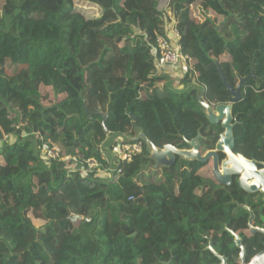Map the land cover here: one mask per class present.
I'll return each instance as SVG.
<instances>
[{
  "label": "trees",
  "instance_id": "obj_1",
  "mask_svg": "<svg viewBox=\"0 0 264 264\" xmlns=\"http://www.w3.org/2000/svg\"><path fill=\"white\" fill-rule=\"evenodd\" d=\"M160 0H8L0 14V264H239L264 249L261 193L213 175V161L177 156L155 164L150 144L214 149L224 132L203 102L233 103L235 153L264 163V0H169L180 46L192 58L175 89L157 71L165 35ZM205 20H197L196 7ZM217 13L215 21L206 13ZM9 64L17 69L10 73ZM220 67V69H219ZM223 71L224 79L220 74ZM50 87L59 102L45 105ZM106 125H104V119ZM106 128L108 132H106ZM142 153L110 179L44 160L96 157L108 136L134 138ZM126 137V136H125ZM139 140V139H135ZM148 140V141H147ZM113 144V143H112ZM221 159L225 158L223 153ZM45 221L37 227L29 214ZM77 218L75 219V217Z\"/></svg>",
  "mask_w": 264,
  "mask_h": 264
},
{
  "label": "water",
  "instance_id": "obj_2",
  "mask_svg": "<svg viewBox=\"0 0 264 264\" xmlns=\"http://www.w3.org/2000/svg\"><path fill=\"white\" fill-rule=\"evenodd\" d=\"M220 69V67H219ZM220 74L224 79L223 71L220 70ZM225 86L230 90L232 94L231 103L228 104H220L216 106L220 116L214 117L211 116L208 112L212 111L211 105L206 102H203L205 108L209 111L207 112L208 118L212 123L221 122L222 127L224 128V132L220 135V138L216 144V150H210L207 153H202V144L201 138L202 135L199 134L197 137L188 142L190 148L179 149L173 144H167L163 147V149L158 148L150 141L149 143L153 148V157L158 156L157 161L160 162L161 158L167 159V156L170 155L171 159L174 160L177 156L189 159V160H198L201 162H205L209 159H213L214 167L213 174L217 181L224 186H230L233 183V177L238 176V184L239 186L247 192L250 193H263L264 194V167L260 168L258 163L255 160H250L244 157L241 154L234 153L236 140L234 137V116L232 113L233 103L236 102L240 96V87L233 88L224 80ZM107 116L104 119V125H106ZM106 132L108 129L106 128ZM161 150V151H160ZM160 151V152H158ZM223 152L227 156V160L223 162L221 165L220 155L219 153ZM222 166V169H221ZM77 216L75 217V219ZM254 218V214L251 213L250 217V227L253 233L259 231L264 233V228L254 227L252 225V220ZM238 245L241 247L242 252L240 256L241 264H264V251L260 252L256 256H254L249 263L245 262V248L242 244V240L239 236H237ZM210 248H212L210 246ZM216 255L222 260V264H228L227 259L224 256Z\"/></svg>",
  "mask_w": 264,
  "mask_h": 264
},
{
  "label": "built area",
  "instance_id": "obj_3",
  "mask_svg": "<svg viewBox=\"0 0 264 264\" xmlns=\"http://www.w3.org/2000/svg\"><path fill=\"white\" fill-rule=\"evenodd\" d=\"M169 16L170 18L168 20L165 18V35L160 36L158 38V46L161 52L160 57L156 59V67L158 72L162 71L166 67L182 69L183 67H187L188 63L192 59L190 55L184 53L181 49L179 43L181 33L179 28L177 27L176 13L169 11ZM117 138L118 136L115 138L114 143L109 146V150L112 156L110 154L109 156L107 155V157H105V153L100 147L102 160L96 157L87 158L83 154L77 156H63L62 148L59 145H51L48 143H44L42 145L41 154L43 159L47 161L51 159H58L64 161H66L67 159L68 161L71 159L76 160L84 165V170L86 174L89 173L96 175V173H102L103 170H105L106 172L109 171L112 174V171L115 170V168H109L105 166L103 161H105L109 165L110 163H114L116 164V167H119L120 163L131 161L136 155L142 153L144 149V145L140 141L139 137L128 138L127 136H119V138ZM148 144H150L149 141ZM150 149L153 154V148L151 144Z\"/></svg>",
  "mask_w": 264,
  "mask_h": 264
},
{
  "label": "rangeland",
  "instance_id": "obj_4",
  "mask_svg": "<svg viewBox=\"0 0 264 264\" xmlns=\"http://www.w3.org/2000/svg\"><path fill=\"white\" fill-rule=\"evenodd\" d=\"M7 4H8V0H0V14L4 13V9L3 8ZM159 7L164 10V12H165V16L164 17L168 20L170 18L169 11H171L168 8L169 7V0H160ZM196 14H197V20H201V21L205 20V16H204L203 10H202V8L200 6L196 7ZM206 15L209 16L212 19L211 23L213 24L212 26H214L215 24L213 23V20L215 21V19L218 18L217 17V13H215V12L206 13ZM16 69L17 68L15 66H12L11 64H9L10 73H13ZM182 70H183V72H182ZM182 70H181V72H174L173 74L164 73V75L166 74V77H167V79L165 81L166 82H170L171 83L170 85L173 88H175V89H177V88L178 89H184V88L186 89V88H188L189 86H191L194 83V81L183 82L182 80L185 77L186 67H183ZM42 92L45 95H47V94L49 95L44 100V104L45 105H50L51 103L59 102V100L63 97V96H56L54 91L50 87H43L42 88ZM211 108H212V111H209L206 108V111L207 112L209 111L208 113L211 116H214V117L220 116V113L218 112L216 107L211 106ZM122 136H127V135L124 134ZM140 136H141V132L137 131L135 137L138 138ZM116 137L117 136H114L113 134L108 136L107 140L101 145V149L105 153V155L103 154L105 157H107V155L109 156L111 154L110 150H109V146H111L112 143H114ZM118 138H119V136H118ZM14 141H15V137L14 136L1 135L0 136V150L2 149V147L4 146L5 143H13ZM189 148H190V146H189ZM160 151H158V152H160ZM203 152H206L205 149L203 150ZM111 156H112V154H111ZM154 157L156 159L155 164H159V163L165 164V162L167 163L171 159V157L169 155V156H167V159L161 158L160 162H158L157 161L158 156H154ZM66 161H67V164H68L69 168L72 171H80L81 174H83V175L86 174V172L84 170V165L82 163H79L78 161L72 160V159L69 160V161L67 159ZM94 176L99 178L102 181H107V180L110 179L111 173L109 171L106 172L105 170H103L102 173H96V175H94ZM29 217H30L31 221L33 222V224L35 226H37V227H40L41 225H43L45 223L44 220L36 218L32 213L29 214Z\"/></svg>",
  "mask_w": 264,
  "mask_h": 264
},
{
  "label": "flooded vegetation",
  "instance_id": "obj_5",
  "mask_svg": "<svg viewBox=\"0 0 264 264\" xmlns=\"http://www.w3.org/2000/svg\"><path fill=\"white\" fill-rule=\"evenodd\" d=\"M160 149H163V148H160ZM203 150H204V148L202 147V153L203 154H205V153H207L208 151H210V150H206L205 149V151L206 152H203ZM211 150H213V151H215L216 150V146H215V148L214 149H211ZM221 153H223V152H220L219 153V155L221 154ZM235 153V152H234ZM224 155H225V158L224 159H221V157H220V162H221V165L223 164V162L225 161V160H227L228 158H227V156H226V154L225 153H223ZM236 154H241V153H236ZM242 155V154H241ZM244 156V155H243ZM245 157V156H244ZM209 160H212L213 161V159H209ZM250 160H253V159H250ZM208 161V160H207ZM256 161V160H255ZM206 162V161H205ZM257 162V161H256ZM258 163V162H257ZM160 164V163H159ZM258 166L260 167V168H263L264 167V163H262V166H260L259 165V163H258ZM213 167H214V163H213ZM221 169H222V166H221ZM222 171H223V169H222ZM212 172H213V168H212ZM214 175V174H213ZM215 177V176H214ZM235 179H236V181H237V184H238V179H239V177L238 176H234L233 177V183H234V181H235ZM217 180V179H216ZM232 183V184H233ZM231 184V185H232ZM239 185V184H238ZM258 193H260V192H258ZM261 194H263V193H261ZM263 200H264V194H263ZM251 213H253V212H251ZM254 214V213H253ZM251 217V216H250ZM254 219V218H253ZM249 222H250V219H249ZM252 225H253V220H252ZM254 226V225H253ZM249 227H250V224H249ZM254 227H259V226H254ZM259 228H263V227H259ZM250 230H251V227H250ZM252 232V231H251ZM257 232H259V231H257ZM253 233V232H252ZM256 233V232H255ZM235 235V237H236V245L240 248V254H239V256H238V262H239V264H241V260H240V256H241V252H242V249H241V247L238 245V241H237V236H239V235H237V234H234ZM240 237V236H239ZM241 238V237H240ZM242 240V239H241ZM243 244V243H242ZM210 246L212 247V248H210ZM244 246V245H243ZM245 248V247H244ZM208 249H210V250H212L214 253H215V255H216V253H218V252H216L215 250H214V248H213V244H212V241L210 240V243H209V245H208ZM262 251H264V249L262 250ZM262 251H260V252H262ZM259 252V253H260ZM259 253H257V254H259ZM219 254V253H218ZM257 254H255L254 256H256ZM219 255H221V254H219ZM217 256V255H216ZM221 256H224L226 259H227V257H226V255L224 254V255H221ZM253 256V257H254ZM218 257V256H217ZM253 257H251L250 259L247 257V255H246V249H245V262L246 263H249L250 261H251V259L253 258ZM219 258V257H218ZM220 259V258H219ZM220 261H221V263L220 264H222V260L220 259ZM227 263H228V259H227ZM169 264V263H168ZM229 264V263H228Z\"/></svg>",
  "mask_w": 264,
  "mask_h": 264
},
{
  "label": "crops",
  "instance_id": "obj_6",
  "mask_svg": "<svg viewBox=\"0 0 264 264\" xmlns=\"http://www.w3.org/2000/svg\"><path fill=\"white\" fill-rule=\"evenodd\" d=\"M182 70V69H181ZM180 69H175V68H172V67H166L165 69H163L162 71H160L161 73H166V74H173L174 72H181ZM183 72V70H182ZM165 74V76H166ZM178 89V88H177ZM185 89V88H184ZM182 90V89H180Z\"/></svg>",
  "mask_w": 264,
  "mask_h": 264
}]
</instances>
